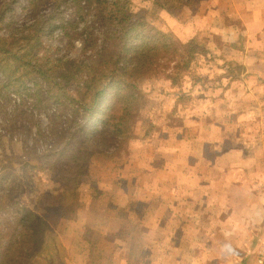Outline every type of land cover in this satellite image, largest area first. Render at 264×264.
Here are the masks:
<instances>
[{
  "label": "crops",
  "instance_id": "0c3cea01",
  "mask_svg": "<svg viewBox=\"0 0 264 264\" xmlns=\"http://www.w3.org/2000/svg\"><path fill=\"white\" fill-rule=\"evenodd\" d=\"M211 7L195 37L208 31L219 62L211 99L192 100L178 146L122 169L125 194L107 199L117 209L54 219L36 264H262L264 0Z\"/></svg>",
  "mask_w": 264,
  "mask_h": 264
},
{
  "label": "trees",
  "instance_id": "16d2710c",
  "mask_svg": "<svg viewBox=\"0 0 264 264\" xmlns=\"http://www.w3.org/2000/svg\"><path fill=\"white\" fill-rule=\"evenodd\" d=\"M61 4L73 10L72 16L64 15ZM128 17L126 0H114L111 8L106 0H10L0 5V103L15 96L18 112L31 98L34 109L47 115L49 125L38 133L60 144L47 155L65 187L43 206L12 203L20 216L14 223L0 218V264H36L51 239L46 216L77 218L80 180L90 172L94 153L152 137V103L141 85L157 77L161 63L177 57L180 49L156 27ZM83 22L82 52L54 58L47 39L60 31L61 42L67 39L72 46ZM182 50L190 59L182 61L181 72L192 68L196 56L212 55L216 61L195 41Z\"/></svg>",
  "mask_w": 264,
  "mask_h": 264
},
{
  "label": "rangeland",
  "instance_id": "374dc122",
  "mask_svg": "<svg viewBox=\"0 0 264 264\" xmlns=\"http://www.w3.org/2000/svg\"><path fill=\"white\" fill-rule=\"evenodd\" d=\"M9 1L0 0V5ZM106 1L111 8L114 0ZM126 1L130 22H146L156 27L178 43L180 53L177 57L172 56L171 59L163 61L158 68L160 72L158 76L143 80L141 85L142 91L148 95L152 103L151 111L154 113L152 137L144 142H127L119 150L110 148L106 153L92 155L90 172L81 177L79 188V209L86 211V215H89L92 209L97 212L117 209L118 204L108 206L107 199L125 194L121 185L126 179L123 178L122 172L125 166L132 165L139 170L140 165H146L155 154H160L159 151L162 149L178 146L182 130L187 126V123L184 125L183 120L186 118V110L194 109L190 115L196 114V109L192 108V104H195L193 101L201 100L203 95H208L207 98L211 99V83L218 78V74L210 72L212 67L219 64L212 55L207 58L194 57L191 62L192 68L187 72H181L182 61L190 59L182 47H186L190 41H195L202 48L207 49L204 37L206 36L204 34L208 33L207 30L199 31L200 37L195 38L198 34L197 21L199 18L209 19L211 23L212 16L208 12L217 0ZM20 2L25 3L26 0ZM221 5L227 6L228 0H221ZM65 7L64 4L60 6L61 9H65L64 15L72 16L73 10ZM17 12L21 14L20 9ZM26 15L27 13L21 14L22 17ZM85 26L84 22L79 24L80 32L74 35L72 46L68 45L67 39L61 42L60 31L47 39V49L50 48V53L55 54L54 58L59 55L76 57L82 52L84 36L82 37L81 31ZM101 31L95 29L94 33L102 34ZM102 35L104 37L105 34ZM176 77L179 78L178 84L173 83V78ZM198 84L208 86L204 93ZM13 98L15 100L4 98L0 103L3 106V109H0V218L5 217L14 223L20 215L19 213L15 215L18 211L12 203L19 204L18 207H34L36 204L43 206L51 194L61 193L65 187L60 177L54 174L50 165L52 160H49L50 157L47 155V150L56 146L52 143L54 139H47L38 133L39 129L44 131L47 129L49 125L47 115L34 109L31 98L27 99L22 111L17 112L16 106L20 104V100L15 96ZM139 128L143 129V123ZM59 145L57 144L54 150H58ZM164 156L165 154H161L159 161ZM128 192L133 193V190L129 189ZM46 219L49 225L48 234L52 231L54 219L65 222L75 220L50 215H47ZM50 238L48 244H51L52 240L56 241L51 236ZM43 253L46 256L42 250L40 256L35 258L36 263ZM40 259L44 261V256Z\"/></svg>",
  "mask_w": 264,
  "mask_h": 264
},
{
  "label": "built area",
  "instance_id": "2783aa9c",
  "mask_svg": "<svg viewBox=\"0 0 264 264\" xmlns=\"http://www.w3.org/2000/svg\"><path fill=\"white\" fill-rule=\"evenodd\" d=\"M260 263L264 264V250L261 252Z\"/></svg>",
  "mask_w": 264,
  "mask_h": 264
}]
</instances>
